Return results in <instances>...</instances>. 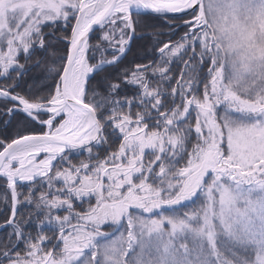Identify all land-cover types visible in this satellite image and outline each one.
<instances>
[{
  "label": "snow or ice",
  "instance_id": "snow-or-ice-1",
  "mask_svg": "<svg viewBox=\"0 0 264 264\" xmlns=\"http://www.w3.org/2000/svg\"><path fill=\"white\" fill-rule=\"evenodd\" d=\"M0 264H264V0H0Z\"/></svg>",
  "mask_w": 264,
  "mask_h": 264
},
{
  "label": "trees",
  "instance_id": "trees-1",
  "mask_svg": "<svg viewBox=\"0 0 264 264\" xmlns=\"http://www.w3.org/2000/svg\"><path fill=\"white\" fill-rule=\"evenodd\" d=\"M145 43V41H137L136 42V47L134 48V51L142 48L143 44Z\"/></svg>",
  "mask_w": 264,
  "mask_h": 264
}]
</instances>
